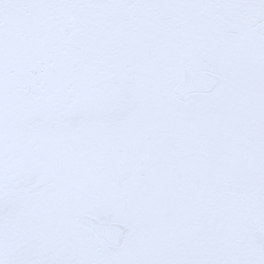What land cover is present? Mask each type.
I'll use <instances>...</instances> for the list:
<instances>
[{
  "label": "rangeland",
  "instance_id": "rangeland-1",
  "mask_svg": "<svg viewBox=\"0 0 264 264\" xmlns=\"http://www.w3.org/2000/svg\"><path fill=\"white\" fill-rule=\"evenodd\" d=\"M17 35H47L56 53L79 35L109 44L105 65H86L109 66V99L129 108L103 126L89 160L65 162L67 186L0 199V264H264V0H0V39ZM197 71L220 85L179 102L174 85ZM17 77L0 71V197L42 190L33 182L43 168L30 171L22 151L62 162L49 152L73 153L90 113L74 110L75 92L97 101L92 72L33 81L46 104L17 99L13 88L30 85ZM81 215L125 224L124 245L97 241Z\"/></svg>",
  "mask_w": 264,
  "mask_h": 264
},
{
  "label": "flooded vegetation",
  "instance_id": "flooded-vegetation-1",
  "mask_svg": "<svg viewBox=\"0 0 264 264\" xmlns=\"http://www.w3.org/2000/svg\"><path fill=\"white\" fill-rule=\"evenodd\" d=\"M36 36L27 35L26 36L27 40H25L24 37H20L18 35L15 36V38L11 39V41L0 39V71L3 74L5 71H11L20 74V76L22 77L20 78L17 77L16 80L17 81L21 80L25 84L26 83L30 84V85L27 84V86L17 85V87L15 86L13 88L12 91L15 92V96L18 97L17 99H22V98L25 99L30 97L29 102L33 104H37V103L46 104L48 93L44 92V89H39L38 93L35 94V91H33L31 88V83L33 81H36L38 83V86L44 88L45 84H43V80H44V75H46V73L56 72L59 74H64L66 72H73L74 74L82 75L84 73L92 72L94 83L90 88L88 94L90 98L97 101H92L88 103L86 102V99L82 97V95H79L75 92V96L72 100L73 102H75L74 106L76 108L74 110L84 111V112L88 111L90 113L87 116H81V117H85L86 122H82L83 124L79 128L80 129H82L83 127H87V128L78 130L76 137L73 139L75 144V148H74L75 150L73 153L71 154H64L63 152L59 153L58 150L54 152H49L50 154L49 156L51 158H55L59 160V158L62 157V162L52 166H47L46 164L45 166H43L42 164H39L37 161L43 156V153L45 151L43 148L35 147L33 148V150L31 148H27L28 150L27 152L26 150L22 151L23 153H27L25 157H27V159L32 161L30 171L34 169L33 166L35 165H40V167L43 168L41 171L44 173L38 174L40 175L39 178H37L36 182L35 181L33 182L37 184L36 186L38 188H42V190H38L37 188H35L29 191H21L8 195H3L0 197V199L17 196V195L19 196L21 194L27 195L29 193L36 196L45 197L47 190H49L50 187H53L54 185H63V184L67 186L69 182H72L71 181L72 172H66V171H72V170L71 168L68 167V165L67 166L65 165V162L67 161L66 162L67 164H73L79 159L89 160L90 151L93 149L92 146L94 144L100 145L102 143L101 140H106L108 137L109 132L103 130V126L114 121V119L116 118L115 116L116 111L121 112L122 110H124V108L126 107L129 108L128 105L129 102L126 99H121L120 101L118 100L119 103L115 102L113 99L112 100L109 99V96L111 95L109 93L113 92L111 89L112 86L114 87V79L111 80V77L114 75L113 72L110 71L109 66L101 67L100 70L101 74H98L95 71H93L92 66L86 65L87 64L86 61L88 59L90 60V64L92 65L95 62V57L99 59L101 63H103V65H105L107 63V60L105 61L101 57L108 56V54L112 56L111 54H114L113 49L109 47L110 46L109 44L105 45L104 43L103 44L104 49L103 47L100 49V47L98 48L96 45L88 44V39H89L88 37H85L84 35L83 38V36L79 35L77 41L75 42L76 46L73 47L72 50L69 48H62L60 53H56L51 51L48 47L44 45V43L46 44L47 42V37H48L47 35L44 36L36 35ZM37 43H41V44L36 45ZM7 44H10L12 46L15 44L14 45L15 49L11 51L4 50ZM86 49H89L90 52H85ZM110 67L113 69V65H111ZM176 85H174L173 87V93L177 99V96L174 91ZM191 96L192 95H189L185 102H181L178 99L177 100L181 103H186L189 97ZM6 97H7V101H9V103L11 104H14L17 101L15 97L14 98L11 97V94L6 93ZM2 100H3L2 97H0L1 103ZM2 135L5 134H2V132H0V139H3ZM36 149L38 150L35 151ZM18 153L15 152V154ZM79 153H81L82 156L77 157L76 155ZM86 153H89V156L86 155L85 157L84 155ZM47 170H54V171L56 170V171L52 174H46L45 171ZM59 172H65L66 174H64L60 178L48 177V176H54L56 174L59 175ZM101 172H106V169H103ZM101 181L104 180L101 179ZM145 183H146L145 179H143V182H138V184L140 185L141 184L143 185ZM100 184H103V182H100ZM83 216H90V215H81L78 218L77 223L79 225H82L83 228H85L86 230H89L97 241L109 245L102 239L98 238L93 230H91L89 227L79 222V219ZM111 247L116 248L113 246Z\"/></svg>",
  "mask_w": 264,
  "mask_h": 264
},
{
  "label": "water",
  "instance_id": "water-1",
  "mask_svg": "<svg viewBox=\"0 0 264 264\" xmlns=\"http://www.w3.org/2000/svg\"><path fill=\"white\" fill-rule=\"evenodd\" d=\"M221 83V77L211 71H197L175 87L179 101L185 102L189 95L211 94ZM79 222L94 231L96 236L113 247H121L128 233V227L119 222H100L91 216H83Z\"/></svg>",
  "mask_w": 264,
  "mask_h": 264
}]
</instances>
